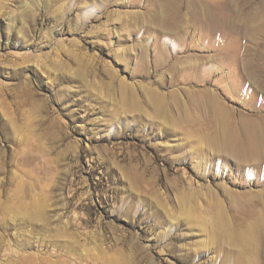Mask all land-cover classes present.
<instances>
[{
  "label": "rangeland",
  "instance_id": "rangeland-1",
  "mask_svg": "<svg viewBox=\"0 0 264 264\" xmlns=\"http://www.w3.org/2000/svg\"><path fill=\"white\" fill-rule=\"evenodd\" d=\"M216 203L264 210V0H0V264H258Z\"/></svg>",
  "mask_w": 264,
  "mask_h": 264
},
{
  "label": "bare ground",
  "instance_id": "bare-ground-1",
  "mask_svg": "<svg viewBox=\"0 0 264 264\" xmlns=\"http://www.w3.org/2000/svg\"><path fill=\"white\" fill-rule=\"evenodd\" d=\"M246 29H248V28H246ZM80 72L82 73L83 70ZM105 90H108V89L105 87ZM105 94L107 96H109L108 95L109 91H108V93H106V91H105ZM148 96H149V98L146 99L145 102L148 104V106H150L154 110V112L157 115L161 114V112L164 111V109H167L166 101L163 98H161L160 96H157V95H151V96L148 95ZM128 100H129L130 107L133 109L136 108V99L133 96H129ZM123 101H125V100L121 99L119 101V105H121V103H123ZM206 101H207V99H206ZM178 105H179V103H178ZM221 117H222V115L219 118H221ZM185 189L187 191H189V189H187V188H185ZM186 190H183V191L185 192ZM181 202L182 201L179 200V203H178V204H180V209L182 207ZM263 209H264V207H263ZM225 212L226 211L223 209V207L216 203V206L214 207V211H212V219L216 223V230L215 231L212 230L210 235L212 237H219V231L224 229V228H227V231L229 233V237H231L233 245H235L236 247H240L241 253L250 252V255H252L258 261V264H264V262H263V259H264V210H261L259 215L255 216L256 219L251 220L248 218L249 221H247V222H249V223H247L242 229L235 230V231H233L231 228H229L227 226V225H230V222L228 221L229 218L225 217L226 216ZM167 213H169V212H167ZM229 244H230V242H229Z\"/></svg>",
  "mask_w": 264,
  "mask_h": 264
}]
</instances>
